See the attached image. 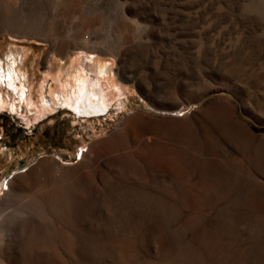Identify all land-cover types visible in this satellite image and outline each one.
I'll list each match as a JSON object with an SVG mask.
<instances>
[{
	"label": "rangeland",
	"instance_id": "rangeland-1",
	"mask_svg": "<svg viewBox=\"0 0 264 264\" xmlns=\"http://www.w3.org/2000/svg\"><path fill=\"white\" fill-rule=\"evenodd\" d=\"M258 1L83 0L100 14L80 29L20 0L15 16L43 15L58 38L0 31V63L27 92L0 78V264H264ZM98 57L116 83L84 111L77 73L94 80ZM59 164L88 181L42 170Z\"/></svg>",
	"mask_w": 264,
	"mask_h": 264
},
{
	"label": "bare ground",
	"instance_id": "bare-ground-1",
	"mask_svg": "<svg viewBox=\"0 0 264 264\" xmlns=\"http://www.w3.org/2000/svg\"><path fill=\"white\" fill-rule=\"evenodd\" d=\"M40 1L47 7V9L52 10L56 14H58L60 11L67 13V14H70V15L72 14L73 15L72 17L77 22L76 26L80 29H84V28H87L89 26L94 25L95 22L98 21V19H99L100 11H99L98 6H97L96 10L94 11L95 12V18H94V16L92 18L87 17V15L84 12L83 5H82L83 0H40ZM19 2H20V0H0V31L6 30L10 33L11 32H14V33L22 32V34L32 33V34L39 35V36L42 35L45 37L44 39H48V40H53V39L56 40L58 38V36L54 33L52 27L48 28L46 30V32L42 33L46 29V28H44V24H43V21H44L43 15H40L39 18H37L36 22H34V23L28 21L27 18L22 20V18L15 16L14 11L17 8V5L19 4ZM263 4H264V0H259L257 2L256 6L261 7ZM81 40L86 45H89V44L91 45V43H92V46L95 49L102 46V44H103L102 42L97 41V40H89L88 37L87 38L85 37L84 39H81ZM17 58L15 56L13 57L14 63L18 62ZM101 60L102 59L99 57L95 58V61L98 63V65L96 64L94 80H92L89 77L90 74L87 73V71H86L87 69H85L82 66L79 67L77 65L79 67V70H80L77 73L79 75V78H80V82L78 81L80 84L79 85L80 87L78 86L79 87V97H80L79 102H80V105H82L81 108H83L84 111H89L90 109L95 111V112H98L102 109L104 110V102H106L105 100L108 99L107 98L108 94L105 91V84L104 83H105V81L107 83H110V82L116 83L115 80L104 79L105 76H103V73L106 72L107 65L102 63ZM62 65L63 64H61V66ZM14 67H16V66H14ZM76 69H78V68H76ZM55 76H56V79L59 81V86L61 88L66 86L65 82H64L63 75H62V69L61 68L58 67L56 69V75ZM0 78L4 81V83L15 88L17 91H19V89H22L23 95H26V93H27L26 89L23 86L21 87V85L19 86V83H17L15 71L14 70L7 71L2 62L0 63ZM79 78H77V79H79ZM91 81H92V87H90V84H89V83H91ZM76 84L77 83H75V86L77 88ZM119 87H120L121 91H124V87L122 85H120ZM23 95L20 97H24ZM95 97L99 98L101 101H96L94 99ZM4 102H5V98L3 97V94H1V92H0V106L3 105ZM217 113L220 114L221 111H219ZM52 161L55 162L54 159H52ZM57 166H58L57 169L55 167L51 166V167H42V170L45 171V173H47V175H49V174L57 175V178H59L60 181H62L61 180L62 178H64L63 180L74 179L77 184L78 183L79 184H85V181H88V180H85V177L82 176L81 173H79L80 171L79 172L78 171L72 172L71 174H69L65 178V176H63L61 174L62 171L60 172L62 165L59 164ZM16 180L19 182V185L21 186L22 189L27 184H30L28 179H27V175L23 174V173H20L16 177ZM56 183H57V181H56ZM10 184H11V181H9V185Z\"/></svg>",
	"mask_w": 264,
	"mask_h": 264
},
{
	"label": "water",
	"instance_id": "water-1",
	"mask_svg": "<svg viewBox=\"0 0 264 264\" xmlns=\"http://www.w3.org/2000/svg\"><path fill=\"white\" fill-rule=\"evenodd\" d=\"M3 62L5 63L6 62V59H3Z\"/></svg>",
	"mask_w": 264,
	"mask_h": 264
}]
</instances>
